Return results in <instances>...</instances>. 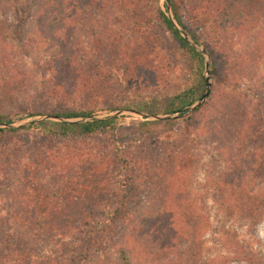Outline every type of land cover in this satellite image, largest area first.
<instances>
[{
    "label": "rangeland",
    "instance_id": "rangeland-1",
    "mask_svg": "<svg viewBox=\"0 0 264 264\" xmlns=\"http://www.w3.org/2000/svg\"><path fill=\"white\" fill-rule=\"evenodd\" d=\"M72 3L81 6L78 22L73 26L72 19L68 31L77 30L71 42L75 44L81 67L67 69L56 46H42L46 36L39 37L30 1L0 0V115H10L14 125L52 117L51 113L61 109L90 108L98 118L125 110L173 118L155 120L124 112L116 116L115 130L110 134L61 139L41 128L40 132L9 143L0 141V264H13V261L73 264L69 259V242L76 228H80L74 213L77 209L104 208L106 198L102 195L111 194L114 189L112 155L122 150L131 152L133 160L140 159L141 168L133 177L141 195L139 201L128 205L130 222L116 227L118 236L112 248L103 257H99L101 252L92 254L90 264H144L139 252L128 248L124 237L139 228L136 219L140 213L158 205L149 203L152 197L144 188L146 171L141 170L142 161L161 168L167 157L165 151L188 154L181 171L183 187L190 198L185 205L205 211L210 229L203 238L201 258L197 245L188 241L185 248L179 238L168 239L172 228L166 221L151 226L155 230L153 234L140 242L142 247H148L149 264L167 263L168 251L156 250L159 242L161 246L174 243L178 264H206L209 258L228 257L233 253L226 243L228 234L241 245L250 246L264 260V221L248 232L236 219L218 215L216 210L220 205L213 200V183L218 177L227 185L247 170L243 171L242 167L228 170L211 136L206 135L208 131L194 132L211 122L210 115L226 107L229 97L238 100L236 109L249 110L261 127V138L247 143L244 154L248 159L246 167L253 166L249 172L255 181L250 189L254 192L264 189V59L254 69L257 75L254 80L236 83L237 80L220 75L213 78L209 57V71H205L204 62L201 76L204 83L207 79L209 89L207 99L199 107L204 106L197 112L194 109L186 114L170 113L177 107L174 97L192 83L197 63L178 48L162 27L158 9L167 15L165 0H72ZM179 3L185 24L202 35L200 49L206 51L209 44L221 51L219 39L216 42L205 38L194 11L195 0H179ZM217 54L221 63L222 53ZM2 61H11L13 70L6 64L1 66ZM205 90L206 84L193 104ZM30 112L37 115L25 117ZM45 122L59 123L53 119ZM248 155H257L258 162L249 161ZM65 167L69 172L63 174ZM43 207L68 210L72 214L64 219L50 214L40 216ZM186 223L191 224L189 220ZM53 226L55 231H58L56 227L61 230L54 234ZM137 235V240H141V234Z\"/></svg>",
    "mask_w": 264,
    "mask_h": 264
},
{
    "label": "trees",
    "instance_id": "trees-1",
    "mask_svg": "<svg viewBox=\"0 0 264 264\" xmlns=\"http://www.w3.org/2000/svg\"><path fill=\"white\" fill-rule=\"evenodd\" d=\"M25 1H30L33 5L32 18L37 22V32L40 39L41 36H46L42 41V46L44 48L56 46L60 53V61H62L65 68L68 69L69 66L74 67V69L80 68L78 55L74 50L75 44L71 42L74 40L77 30L76 32H68L72 19V25L74 26L80 18V4L74 5L72 0ZM195 3L194 11L197 13L198 21L204 30L205 38L208 41L210 39L212 41L216 40V42L219 39L218 43L221 45V51L214 49L209 44L205 47L210 57L211 76L214 78L220 75L226 79L237 80L236 83H239L238 81L254 80L257 76L254 69L264 59V0H195ZM168 6H170L176 23L188 32L195 44L201 45L202 35H197L190 30L181 17L179 0H167L165 8L168 9ZM158 18L162 27L178 45V48L185 52L191 61L197 63L193 70L192 83L174 97L177 107L169 112L177 113L184 107L192 105L196 101L195 96L198 92L203 91V87H205L201 77L204 70V57L180 36L173 23L160 9H158ZM219 52L222 53L223 60L221 63L219 62V56H217ZM5 64L8 65L9 70H13L11 61L1 62V66ZM201 97L202 95L197 98L200 99ZM227 101L226 107L216 112V115H210L211 122H206L204 126L196 128L194 132L208 131L206 135L211 136V142L216 144V150L220 153L219 156L227 165L228 170L237 171L241 167L243 171L247 170L227 185L222 177H218L213 183V200L220 205L216 210L218 215L236 219L243 226H246L249 232L258 223L264 221V189H258L255 192L250 189L255 178L249 172V169L251 170L253 166L246 167L248 159L244 154V150L247 143L259 140L262 132L260 131V125L258 126V122H255L249 110L247 111L246 108L236 109L235 106L239 103L238 100L229 97ZM203 106L195 109V112ZM115 110H118V108L109 109V111ZM36 115L37 113L30 112L25 117ZM50 116L64 119L88 118L90 120L81 123L48 122L51 126L42 121L18 128L0 129V141L9 143L18 140L23 135L40 132L41 128H44V132L47 131L48 135L61 139L90 136L96 133L110 134L114 132L118 120L116 117L96 120L94 119L95 111L90 108L82 110L61 109L51 113ZM12 123L10 115H0V124L10 125ZM165 154H167V157L161 168L156 167L155 164L148 165L144 159L142 161L143 168L141 170L146 171L144 188L147 190L146 193L152 197L148 201L152 204L157 202L158 205L147 208L140 213V217L136 219V222L140 225L139 232V228H137L124 237L128 248L131 249L132 247L131 251L136 250V252H139L138 256L144 264H149L148 260L151 255L147 249L148 247H142L140 242L147 241L149 235L153 234L155 230L151 226L166 221L174 229H171L172 233H170L168 239L171 237L170 240L174 241L175 238H179L184 243L185 248H188L189 242L197 245L201 258L203 238L210 229L209 217L205 211L188 208L185 205L190 198L185 187H183V174L181 171L183 163L188 159V154L180 151H171L170 153L165 151ZM256 156L248 155L250 157L249 161L258 162ZM112 158L111 174L114 189L111 194L102 195L103 198H106L104 208L92 211L77 209L74 213V216L79 218L80 228H76L69 242V259L73 264H90V258L94 253L101 252L99 257L105 256L107 249L111 247V244H114V240L118 236H116V227L130 222L131 210L128 205L139 201L141 190L133 177V173L138 172L137 170L141 168L140 159L135 157L136 159L133 160L132 153L123 150L113 154ZM65 172H69L67 167L64 168L63 174ZM72 184L70 183V185ZM49 214L50 217L64 219L69 218L72 212L58 208L53 210L44 208L40 211V216H48ZM187 220L191 224L186 223ZM54 226L51 230L55 234L61 229L56 227L58 231H55ZM142 229L144 232L141 231ZM137 233L141 234V240H137ZM228 237L230 238L226 243L232 248L230 251L233 253H230L228 257L206 259V264H231L236 262L264 264V260L254 254L250 246L241 245V242H238L229 234ZM172 241L166 246H161V242L157 245L156 250L161 251V253L168 251L166 264L179 263L176 260V256H178L175 250L176 246ZM19 262L13 261V264Z\"/></svg>",
    "mask_w": 264,
    "mask_h": 264
},
{
    "label": "water",
    "instance_id": "water-1",
    "mask_svg": "<svg viewBox=\"0 0 264 264\" xmlns=\"http://www.w3.org/2000/svg\"><path fill=\"white\" fill-rule=\"evenodd\" d=\"M167 0H165L166 2ZM168 13H167V17L168 19L173 23V25L175 26V28L178 30V32L180 33V36L185 39L189 45L199 54H201L203 57H204V62H205V71L208 72L209 71V55L206 51L204 50H201L200 47L195 44V42L183 31V29L180 28V26L176 23L173 15H172V12H171V9H170V6H168ZM205 84H206V90H205V93L202 95V97L197 101L196 104H192L190 106H186L184 107L181 111L177 112V114H186V113H190L192 110L198 108L203 102L204 100L207 99L208 97V93H209V89H208V82H207V79H205ZM124 112H129V113H132V114H137L139 116H142V117H146V118H152V119H155V120H162V119H171L173 118L172 116H166V117H158V116H153V115H150V114H147V113H144V112H141V111H134V110H128V111H120V112H117L115 115H111L107 118H98V117H94V119L96 120H101V119H112V118H115L116 116H119V115H122ZM175 118V117H174ZM50 119H53V120H56L58 122H69V123H81V122H85V121H88L90 119L88 118H85V119H81V118H78V119H64V118H56V117H43L41 119H35V120H32L28 123H22L20 125H14V124H10V125H5V124H0V127H3V128H18V127H23V126H28L30 125L31 123H38V122H42V121H45V120H50Z\"/></svg>",
    "mask_w": 264,
    "mask_h": 264
}]
</instances>
